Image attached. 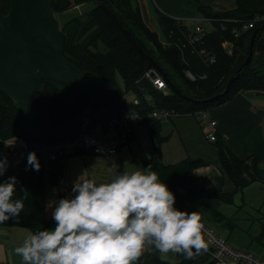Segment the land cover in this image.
<instances>
[{
    "label": "trees",
    "instance_id": "trees-1",
    "mask_svg": "<svg viewBox=\"0 0 264 264\" xmlns=\"http://www.w3.org/2000/svg\"><path fill=\"white\" fill-rule=\"evenodd\" d=\"M51 8L57 14L71 10L76 5L92 4L81 14H76L61 24L64 38V57L89 79L105 80L91 101L86 90L73 89L52 80H42L33 94L37 107L44 112L42 117H29L15 108L11 99L0 90V154L5 150L4 142L18 138L28 144H52L73 136L95 131L103 127L108 118L118 116L133 109L146 107L174 111L177 115H193L199 110H208L230 99L242 90L264 92V65L251 68V60L243 65L249 51V43L256 32L253 50L259 37L264 33V20L254 22L253 27L241 32L234 39L230 30L240 23H225L224 30L214 23L215 29L205 36L206 47L215 54L216 60L207 66L205 77L191 80L187 77L188 66L182 59L180 49L174 44L163 42L157 32L143 21L141 12L133 0H50ZM232 11L219 13L198 5L202 16L213 18H233L241 22L252 21L255 17L264 19V0H235ZM9 0H0V12L6 14ZM121 25L134 38L137 47L112 19ZM183 34L186 30L180 26ZM234 44L232 55L222 50V40ZM164 74V81L175 86L186 98L180 97L168 87V93L155 90L148 77V71ZM158 72V71H157ZM159 73V72H158ZM160 74V73H159ZM161 75V74H160ZM231 77H235L226 84ZM123 82L125 91H131L141 100L140 106L124 100L117 79ZM168 86V84H167ZM216 95H219L215 98ZM150 97L154 107L146 105L144 99ZM149 134L156 143L164 140L160 136V121L148 127ZM218 150V164L221 175L216 177L215 189H209L195 181V170L204 165L201 160L186 158L174 164L165 165L156 161L146 165L155 170L176 196L175 206L183 210L185 202L202 209L207 194L220 191L224 175L230 178L239 190L253 181L264 183V169L258 167L259 160L249 157L243 161L227 148L222 139H215ZM83 150H75L68 155H76ZM40 159V157H39ZM26 159L12 163L6 175L18 177V188L27 190L25 207L18 221H7V226H18L28 230L53 227V221L45 215V178L49 184L58 186L56 164L44 163L40 159L39 171L25 170ZM183 190V194L178 191ZM67 192H61L60 196ZM19 197L22 193H16ZM227 200L229 194H218Z\"/></svg>",
    "mask_w": 264,
    "mask_h": 264
},
{
    "label": "clouds",
    "instance_id": "clouds-1",
    "mask_svg": "<svg viewBox=\"0 0 264 264\" xmlns=\"http://www.w3.org/2000/svg\"><path fill=\"white\" fill-rule=\"evenodd\" d=\"M9 167L0 154V224L19 220L28 193L18 188L17 176L6 175ZM40 168L37 153L29 151L25 170ZM107 175L97 181L82 172L70 194L47 202L53 227L29 230L13 250L21 264H136L152 248L189 258L207 248L200 213L176 207L175 194L150 166L112 165Z\"/></svg>",
    "mask_w": 264,
    "mask_h": 264
},
{
    "label": "crops",
    "instance_id": "crops-1",
    "mask_svg": "<svg viewBox=\"0 0 264 264\" xmlns=\"http://www.w3.org/2000/svg\"><path fill=\"white\" fill-rule=\"evenodd\" d=\"M143 2L144 0H133V3L137 5L141 12L142 18L145 15L150 16L151 13V16H153L152 25L154 26L151 29L157 32L163 42L174 44L180 49L182 59L188 68L191 65L194 66L192 55L188 50L190 47L186 43V39H181L176 33L169 31L167 29V18L159 16L161 11L164 14L167 13L165 15L175 16L176 14L166 10H155L156 12L148 11V8H144L145 4ZM192 2L193 9L189 6L186 11L195 10L196 15L199 17L202 15L197 10L198 5H203L219 13L232 11L236 5L235 0H192ZM157 3L162 8V5L166 7L172 6L167 0H159ZM76 6L79 8L77 14H81L82 11H80V8L83 5ZM74 7L72 8L73 10H75ZM196 15L195 17H197ZM178 19L181 18L175 17V21L173 22H176L175 24L179 28V24L181 23L178 22ZM143 21L145 22V19ZM263 65L264 33L258 39L253 50L251 68L259 69ZM189 71L195 76H202L205 73L204 71L195 74L190 68ZM208 114L214 123L212 131L216 139H222L231 153L243 161H246L249 157L257 158L259 160L258 167L264 169V92H258L256 90L239 91L227 101L208 109ZM170 121L171 125H163L165 122H169L167 120L160 122V136L161 133L163 134L164 128L166 132L165 136H161L164 138L162 142L167 143L172 138H175L178 140L180 151H183V156H180L178 160H171V162L164 161V164H174L186 158L201 160L204 165L195 170V181L199 185L206 186L209 189H215L216 177L221 175V167L218 164V150L214 142H209L203 134V127L205 125L202 127V121L197 120L194 115H179ZM168 131L169 133H167ZM134 141H136L135 132H133L128 144ZM158 162L161 163L160 160ZM121 163L122 159L114 157V154L108 157H99L89 151H82L76 155H67L63 174L64 183L60 186L45 187L44 201L46 217L50 218V210H47V202L60 197L63 191H66V194H70L72 181L79 174L84 172L85 178L91 177L97 181L107 180L109 178L107 169L112 165H117L123 170L120 165ZM254 184L262 185V182L253 181L243 188L236 190L230 178L224 175L220 191H212L207 194V198L204 201V208L198 209L188 202H185L184 207L187 204L190 207V211H198L201 215V222L206 227L211 229L234 249L243 250L235 248L228 242L230 233L235 228V223L237 224V221L232 222L230 219L237 213L239 208L246 204V198L249 194L248 191ZM53 188L57 189L56 193H53ZM257 188L264 192V189H261V187ZM218 194H229V197L227 200H222L218 198ZM28 232L29 230L23 227L0 224V264H21L20 257L15 255L13 250L22 242ZM263 233L264 229L258 235ZM203 238L207 244V248L202 249L200 254H194L191 258L183 253H174L171 251L167 254H161L158 250L152 248L151 250H145L136 264H222L211 259L208 254V241L204 235ZM243 251L250 252L248 250ZM250 253L256 256L254 253ZM262 256L256 257L262 258ZM225 262L226 264H234L230 259H225Z\"/></svg>",
    "mask_w": 264,
    "mask_h": 264
},
{
    "label": "water",
    "instance_id": "water-1",
    "mask_svg": "<svg viewBox=\"0 0 264 264\" xmlns=\"http://www.w3.org/2000/svg\"><path fill=\"white\" fill-rule=\"evenodd\" d=\"M122 30L141 51L131 34ZM255 35L256 32L250 39L243 65L251 60ZM155 68L166 77L157 66ZM234 78L228 80L225 90ZM45 79L86 90L91 101L105 84V80L85 77L64 57V38L50 0H9L7 13L0 12V90L26 116L42 117L44 112L37 107L33 94ZM167 84L172 92L186 98L175 86Z\"/></svg>",
    "mask_w": 264,
    "mask_h": 264
},
{
    "label": "built area",
    "instance_id": "built-area-1",
    "mask_svg": "<svg viewBox=\"0 0 264 264\" xmlns=\"http://www.w3.org/2000/svg\"><path fill=\"white\" fill-rule=\"evenodd\" d=\"M74 9L77 11L79 10L78 6H75ZM198 19L202 21L203 24H208L212 28L207 31L202 27L201 23H197L192 32L187 34V38L191 45L194 46L198 56L201 57L207 66L213 64L216 60L215 54L205 45V36L208 32L216 28L214 27V23L220 26V30H224L225 23L239 22L240 26L238 28L233 27L230 30V33L235 39L241 32L252 28L254 22L264 20L255 17L252 21L241 22L233 18H213L209 16H201ZM180 21L181 19H178V22ZM220 46L227 55L233 54V41L227 39L222 40ZM145 75L148 77L155 90L161 91L164 94L169 92L166 82L157 71L150 70ZM186 75L191 80H194L196 77H205V73L202 76H195L190 71H187ZM144 101L147 106L154 107L153 100L150 97H145ZM140 102L141 100L137 97L132 100V104L137 107H142ZM193 115L199 121L205 120L206 124L203 127V134L209 142H214L216 139L212 131L214 123L212 119L209 118L208 110H199ZM176 116L179 115L171 110L156 108L146 110V107L139 109L135 108L118 116L108 118L105 125L103 127H98L95 131L79 134L52 144H28L18 138L9 139L4 142L5 150L3 154L8 156L11 165L12 163H16V161L20 162L25 160L29 151H35L44 163V172L48 168V163L53 162L56 164V170L58 172L57 184L60 186L64 183L63 174L65 171V160L69 153L75 150H83L89 151L95 156L108 157L117 153L121 146L129 142L134 132V127L137 124H144L151 127L156 121H168ZM178 192L181 194L184 193L183 190H179ZM183 210L191 212L187 204L183 207ZM202 234L208 241V254L213 261L226 264L225 259H230L234 264H264V254L262 258H257L250 252L234 249L204 224Z\"/></svg>",
    "mask_w": 264,
    "mask_h": 264
},
{
    "label": "rangeland",
    "instance_id": "rangeland-1",
    "mask_svg": "<svg viewBox=\"0 0 264 264\" xmlns=\"http://www.w3.org/2000/svg\"><path fill=\"white\" fill-rule=\"evenodd\" d=\"M171 3L172 6L166 7L164 5L163 8L157 3L159 0H144L145 7L148 8V11L156 12L155 10H166L173 14L165 15L163 11L160 12L159 16H164L167 18V29L172 33H176L181 39H186V43L189 44V51L192 55V60L194 66H189L190 69L193 70L195 74H199V72L206 71L207 65L206 63L198 57L195 48L188 41L187 34L191 33L194 26L197 23H201L202 27L209 31L212 27L208 24H203L196 15L195 10L186 11L189 6L193 9L192 0H167ZM191 4V5H190ZM92 7V4H85L80 8L82 13L84 11L89 10ZM161 8V9H160ZM77 10H69L61 14H57L56 18L59 22V26L63 24L64 21L68 20L70 17L77 14ZM150 13V12H149ZM195 15L197 17H195ZM175 17H180L181 21L179 24L186 30V34H183L180 27L173 22L175 21ZM145 19V23L151 29L154 28L152 25L153 16L145 15L143 20ZM175 31V32H174ZM263 36V34L259 37V39ZM258 41V40H257ZM117 82L124 92L123 98L127 102H132L135 98L134 94L131 91H125L123 82L120 78L117 79ZM169 122H165L163 125L170 124ZM202 121V120H201ZM202 127L206 124L205 121H202ZM171 125V124H170ZM134 132L136 135V141L130 142V144H126L120 147L119 151L114 154V157H118L122 159V163L120 164L123 170H133L136 167H146L148 162H158L161 161L164 164V161L171 162V160H178L180 156H183V151H180V147L178 145V140L172 138L167 143H156L151 139L148 126L146 125H136L134 127ZM165 128L163 129V134L161 136H165ZM169 133V131L167 132ZM130 141V140H129ZM45 187L50 188L51 186L48 182V179L45 178ZM264 183L254 184L252 188L248 191V197L246 198V204L239 208L237 213L232 216L230 220L237 221L235 223V228L230 233V238L228 242L238 249L248 250L254 253L257 257H260L264 254V233H261L264 229V192L258 189L257 187H261L264 189ZM56 186V185H55ZM250 202V203H248ZM261 204V205H260ZM242 216V217H241ZM258 235V237H257Z\"/></svg>",
    "mask_w": 264,
    "mask_h": 264
}]
</instances>
